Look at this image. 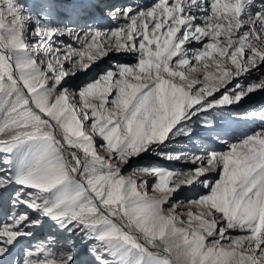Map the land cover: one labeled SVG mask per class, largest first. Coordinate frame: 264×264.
<instances>
[{
  "label": "snow or ice",
  "instance_id": "snow-or-ice-1",
  "mask_svg": "<svg viewBox=\"0 0 264 264\" xmlns=\"http://www.w3.org/2000/svg\"><path fill=\"white\" fill-rule=\"evenodd\" d=\"M260 93L264 0H0V264H264Z\"/></svg>",
  "mask_w": 264,
  "mask_h": 264
},
{
  "label": "rangeland",
  "instance_id": "rangeland-1",
  "mask_svg": "<svg viewBox=\"0 0 264 264\" xmlns=\"http://www.w3.org/2000/svg\"><path fill=\"white\" fill-rule=\"evenodd\" d=\"M89 76L92 75L91 73L88 74ZM88 77L87 76H81L80 80H86ZM80 81H77V83H79ZM264 102V93H260L259 95L253 97L252 101L249 102V104H260ZM248 105H244L243 107H247ZM253 127L255 125H252ZM247 127H249V125H245L243 123H237L233 129V131L237 134H239V132L245 130Z\"/></svg>",
  "mask_w": 264,
  "mask_h": 264
}]
</instances>
